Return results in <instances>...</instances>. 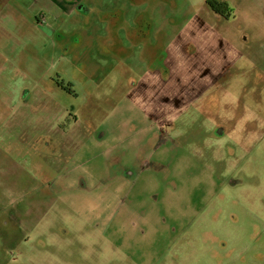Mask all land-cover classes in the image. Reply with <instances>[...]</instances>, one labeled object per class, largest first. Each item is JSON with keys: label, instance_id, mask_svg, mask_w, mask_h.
Returning a JSON list of instances; mask_svg holds the SVG:
<instances>
[{"label": "rangeland", "instance_id": "rangeland-1", "mask_svg": "<svg viewBox=\"0 0 264 264\" xmlns=\"http://www.w3.org/2000/svg\"><path fill=\"white\" fill-rule=\"evenodd\" d=\"M141 1H87L86 11L77 12L66 27L68 31L73 28L79 31L80 43L86 47L70 55L69 66L54 67L56 61L49 56V60L41 56L31 59L27 49L12 36L0 38V50L5 54L0 56V73L23 51L21 58L33 63L32 74L40 80L32 86L27 83L31 81H24L23 75L31 74L25 72L27 68L15 74L8 69L5 81L0 83V146L6 149L8 156L0 154V264H101V260L104 264L169 262H163L161 255L166 254L178 235L176 229L171 232L170 227L163 226L161 219L160 233L168 238L166 248L153 249L154 232L133 241V233L125 230L122 236L115 237L123 245L121 252L112 248L105 234L100 237L92 226L84 223L88 220L86 194L96 189L98 182L104 186L110 181L101 178H109L112 173L110 162L105 161L110 157L112 130L123 122L122 115L131 110L129 116L138 129L148 124L140 111L144 103L141 95H145V100H152L154 95L159 99L158 83H155L159 80L174 82L178 79L179 85L189 84L198 77L214 80V87L207 89L211 100L218 101L212 108L216 113L210 121L214 124L211 132H217L222 126L226 130L222 138L208 143V159L203 165L188 167L190 164H183L181 159L176 162L174 172L170 171V178H178V183L180 178L179 185L185 191L191 185L185 178H193L194 184V178H203L206 174L201 166L209 165V174L218 182L233 175L230 181L240 180L235 198L243 220L261 219L264 225V22H261L264 0H232L239 16L235 30L248 28L257 33L246 35L250 37L256 61L244 64L245 68L227 67L222 72L220 66L212 69L210 61L216 60L221 52L237 57L240 50L248 46L242 47L245 45L242 40L231 39L233 30L223 21L219 25L207 6L208 0H148L149 9L142 8ZM140 10L136 32L132 33L126 17ZM116 21L120 32L112 36ZM77 36L72 35L68 41L74 44ZM225 38H229L230 45ZM72 51L70 48L69 52ZM112 59H122L123 67ZM57 82L72 87L68 92L62 91L57 88ZM118 116L121 117L115 121ZM198 122L201 127V119ZM189 134L188 130V139L180 141L192 142ZM63 144L66 146L61 149ZM69 149L78 155L64 160L57 170L51 169L48 163L51 156H65ZM149 149V143L140 149L143 159ZM37 156L39 161L34 159ZM86 156L90 162L84 167ZM13 164L17 170L11 169ZM79 167L83 170L87 192ZM142 167L143 160L132 169L136 174ZM40 169L47 170L51 177L42 178V183L56 178L60 181L52 189L59 202L53 203L41 193L39 184L29 178ZM147 172L153 174L151 170ZM60 175L76 180L69 194L78 195L80 203L70 200L69 206L66 204L68 180L58 178ZM217 187L214 184L213 190ZM169 191L175 190L170 187ZM159 200L162 215L175 228L176 224L191 219L182 218L176 195H160ZM200 205H203L201 201ZM207 214L202 218L204 224L209 221ZM108 221L103 220L101 226ZM237 228L232 222L225 227L212 223L211 230L219 231L233 246L238 242ZM127 254L131 255L130 260Z\"/></svg>", "mask_w": 264, "mask_h": 264}, {"label": "flooded vegetation", "instance_id": "flooded-vegetation-1", "mask_svg": "<svg viewBox=\"0 0 264 264\" xmlns=\"http://www.w3.org/2000/svg\"><path fill=\"white\" fill-rule=\"evenodd\" d=\"M87 1L91 0H85L84 2L86 4H82L81 2L75 4L76 0H65L64 4L62 3L63 9L57 8L58 13L56 15L52 14L51 12L55 11H50V9H47L48 11L41 10L36 11L29 22L25 21L27 25L32 23L37 28L34 33L35 42H42L43 38L44 43L40 47H36L33 42L32 46L29 42H21L15 36V28L10 30L6 27L1 15L4 8L0 6V38L7 35L12 36L17 40L19 45L24 49H27L28 53L32 56L31 59H36L41 56L49 60L47 57L49 56L52 60L56 61L53 64L54 67L59 64H62L63 66L66 64L69 66L70 55L74 52L83 50L86 47L84 43H80L82 39L80 32L76 31L74 28L71 31H68L66 30V27L70 21L69 19L74 17L77 12L82 14L86 11ZM130 1L133 2V0ZM139 3L143 5L142 8L145 7L149 9L150 2L148 0H143ZM66 4L73 6L71 14L65 12L70 9ZM132 4L134 5V3ZM207 6L211 8L214 13L213 16L218 20L219 25L220 22L223 21L225 26H229L230 30H233L231 34L233 38L231 39L235 42L237 39L242 40L245 45L241 46H248L241 49L237 57L233 54L228 55L226 52L217 54V59L210 61V67L213 69L214 67L220 66L219 70L222 72L227 67L230 69L235 68L236 66L237 68H245L244 64L256 61L255 56L251 52L254 48L249 44L250 37L246 35L249 33L255 35L257 33L250 32L248 28H238V30H235V23L239 19V16L236 13V3L232 0L229 2L227 0H208ZM17 10H19V8H17ZM27 11L29 12L30 9H27ZM141 12L142 11L140 10L136 14L126 17V22L132 33L136 32L135 23L137 18L141 15ZM18 16H20V14ZM261 22H264V19H262ZM106 32L110 33V31ZM119 32L120 29L116 21L112 27L111 35L113 36ZM74 34L78 35L77 40L74 44H71L68 41V38ZM68 35L70 36L65 39ZM61 36L63 39H61ZM228 39L229 38H225L224 41L230 45ZM63 47L66 48L62 51L59 50ZM70 48L73 49L72 52H69ZM4 55L3 51L0 50V56ZM22 55H24V52L20 51L17 56L13 58V61L5 67L4 71L0 73V83L5 81L8 72L15 74L22 68L23 70L27 68L25 72H28V74L31 72V74H24V81H31L27 83H31L32 86L39 84V78L34 77L32 74L33 63L27 62L28 60L26 58L25 60L22 59ZM112 61H115L116 64L123 67L122 59H112ZM38 64L36 65V69L38 68ZM8 69L10 70L7 72ZM178 82V79L174 82L162 80L155 82L158 83L157 94L159 99L157 100L156 95L153 96L152 100H145V95H141L144 103L140 107L142 108L140 111L148 120L146 126L140 129L136 127L135 121L129 116L132 110L122 115L124 117L123 122L120 125L115 126L111 132L112 147L110 157L105 159V161L110 162L112 173L109 178H101L105 180L109 179L110 181L104 186H101L98 182L96 189H92L87 193L89 196L85 193L88 220L84 223L89 224L90 227L92 226L91 228L98 233L100 237L105 234L109 244L117 251L121 252L123 245L115 237L122 236L125 233V230L133 233V241L145 238L149 235V232H154L156 234L155 239L154 237H151L153 249L159 247L166 248V241L168 238L162 236L160 233V219L161 224L170 227L171 232H175V227L165 218L164 215H162V204L159 200V196L167 194V190H169L170 187H173L176 193L182 192L181 185H179L180 178L179 183L178 178H170V171L174 172L176 169V162L181 159L183 164H190L188 167L196 166L199 168L198 165H203L208 159V143L214 139L222 138L219 136L220 132H226L223 126L220 127L217 132H211L214 124L210 121L215 118L213 116L216 113V110H213L212 108L214 105H217L218 101L217 99L211 100V96H209L210 91L207 89L214 87V80L198 77L191 80L190 83L186 85H179ZM56 86L58 89L66 92L72 87V85H64V82H57ZM21 95L22 91L18 92L19 98ZM200 103L201 106L199 105ZM171 109H173V111H171ZM82 114L83 117H86V119L89 120V117L85 113ZM120 117L121 116H118L115 121ZM199 119L202 121L201 127H199ZM188 130L190 131L189 139L192 142L184 144V142H181L180 140L188 139L186 136ZM63 138H65L64 135ZM198 139H200V141H198ZM148 143L150 144L151 149H149L146 158L143 159L142 154L139 153V151ZM133 145H135V149H133ZM65 146L66 145L63 144L60 148L62 149ZM0 154L5 156V158H8V156L5 155L6 149L1 146ZM76 155H78L76 151L72 152L69 149L65 156H58L56 158L51 156V159L48 161L49 166L51 169L57 170L58 165L64 160L68 161L69 158L73 159ZM124 155H126L125 159ZM34 159L39 161L38 156ZM142 160L143 167L135 174L132 167ZM89 162L90 160L86 156L83 164L84 167H87ZM112 166L118 168V170H115ZM20 167L24 171L28 170L27 167ZM67 167L65 169H67ZM180 167H182V165H180ZM11 169L17 170L16 165L13 164ZM34 169L36 170L35 167ZM201 169L204 173H210L209 165L201 166ZM78 170L80 172L84 189L87 192L86 180L82 175L83 170L81 167H79ZM147 170H151L153 174H149ZM74 172H77V168ZM66 175H60L58 178H65ZM29 178H31L33 183L39 184L41 193L53 203L60 201L58 196H53L55 192L52 191L53 188L57 187V184H59L60 181L56 178L55 180L52 179L50 183H42V178H51L47 170L40 169L37 174ZM203 178H209L213 182L211 185L209 181H207V191H210L212 186L214 187V184L218 187L212 194L211 200H208L210 198H206L199 189L193 192V198H189L193 210L198 208L201 210L203 206L207 205L208 202L212 201L215 197L222 200L226 196L235 195L240 184V180L238 182L230 181L231 178H234L233 175L228 176V179H225L222 182H218L214 179L213 175L210 174H204ZM203 178H199L200 181ZM96 179L97 178H95V180ZM64 180H68L66 185V198L69 200L66 201V204L69 206L70 200H75L77 203H80L81 198L78 195L71 197L69 194L72 185L77 183L76 180L74 178H65ZM0 183H2L1 179ZM201 186L202 184L200 183V188ZM197 195L200 196L198 200H196ZM199 201H201L203 205L199 206ZM73 210L75 209L73 208ZM159 214L161 215V218L159 217ZM216 214L217 219L222 214L221 208ZM152 218L155 220L154 222L150 221ZM230 219L232 221H237L238 217L236 214H232ZM103 220H109L105 226H101ZM142 230L144 233H142ZM167 250L166 254L163 253V255H161V259L163 262L169 261L168 263H174L175 259L172 256L167 255ZM100 254L101 249L99 256ZM126 258L130 260L131 255L127 254ZM101 264H104L103 260H101Z\"/></svg>", "mask_w": 264, "mask_h": 264}, {"label": "crops", "instance_id": "crops-1", "mask_svg": "<svg viewBox=\"0 0 264 264\" xmlns=\"http://www.w3.org/2000/svg\"><path fill=\"white\" fill-rule=\"evenodd\" d=\"M65 0H7L3 3L0 2L3 12L2 18L6 24V27L10 30L15 28V36L21 42H29L32 46V42L36 47L43 45L42 42H35L34 33L36 27L31 23L27 25L25 21L29 22L32 15L36 11L50 9L52 14L56 15L58 9H63L62 3ZM72 1V0H69ZM85 0H76V3L86 4ZM69 11H65L68 14L72 13V5L66 4ZM19 8V10H17ZM27 9H30L28 12ZM48 11V10H47ZM20 14V16H18ZM41 35V34H40ZM241 73V71H240ZM224 133L220 132L219 136L223 137ZM209 175V173H206ZM191 185L188 189L183 191L181 187V193L175 191H169L167 194L176 195L178 198V206L181 211L182 218L191 219L186 223L182 222L180 225L176 224V234L178 235L174 242L167 250V255L172 256L175 259L176 264L179 262H186L187 264H264V225L261 219L259 221L249 220L244 221L240 211V205L235 195H229L224 199L215 197L212 201H209L201 210L192 209L189 198H193V192L200 190L206 198L211 200L212 194L215 192L212 189L207 191V181L212 185L213 182L209 178H203L201 181L199 178H185ZM200 183L202 184L200 188ZM198 195L196 197V200ZM207 200V199H206ZM216 203V205H215ZM183 206H186L183 208ZM221 208L222 214L215 219L217 211ZM211 212V214H210ZM209 213V214H207ZM209 219L204 224L203 216ZM232 214H236L238 217V224L230 219ZM154 222L152 218L150 220ZM233 223L238 226L236 230L239 232L237 244L231 246L227 240L223 239L219 231L215 232L211 230L212 223L217 227L227 226L229 223ZM172 264V263H168Z\"/></svg>", "mask_w": 264, "mask_h": 264}]
</instances>
